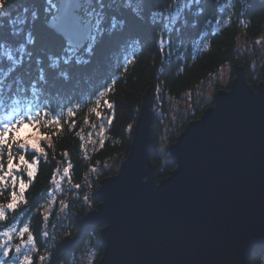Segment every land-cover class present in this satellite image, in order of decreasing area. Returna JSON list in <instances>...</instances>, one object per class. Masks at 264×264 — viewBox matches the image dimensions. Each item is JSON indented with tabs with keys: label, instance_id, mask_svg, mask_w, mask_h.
I'll return each mask as SVG.
<instances>
[{
	"label": "trees",
	"instance_id": "16d2710c",
	"mask_svg": "<svg viewBox=\"0 0 264 264\" xmlns=\"http://www.w3.org/2000/svg\"><path fill=\"white\" fill-rule=\"evenodd\" d=\"M92 6L84 4L81 13L91 19L93 35L76 49L46 25L56 0H0V124L40 109L37 127L46 137L40 141L44 154L13 147L17 160L22 154L36 159L38 169L24 194L27 203H19L0 220L7 230L17 229L14 245L20 243L19 229L28 226L33 244L21 259L30 255L32 264L98 261L99 229L89 232L68 256L59 242L78 231L75 215L99 202V181L117 172L146 90L153 99L150 159L158 181L174 168L168 145L189 120L200 118L213 104L216 90L229 87L233 64L244 65L253 89L264 80V0H164L151 6L146 0H92ZM225 65L229 82L222 85L212 76ZM106 88L110 90L99 96ZM105 101L114 108L109 110ZM159 141L164 144L161 151ZM6 161L5 155V167ZM54 176L59 189L52 183ZM10 185L0 191L5 207ZM58 192L60 198L49 207L50 194ZM27 238L25 233V242ZM249 264H264V250Z\"/></svg>",
	"mask_w": 264,
	"mask_h": 264
},
{
	"label": "water",
	"instance_id": "95a60500",
	"mask_svg": "<svg viewBox=\"0 0 264 264\" xmlns=\"http://www.w3.org/2000/svg\"><path fill=\"white\" fill-rule=\"evenodd\" d=\"M155 1L164 0H146ZM56 2L47 27L81 49L92 22L80 11L92 0ZM244 69L234 64L229 87L216 90L213 104L168 145L174 168L158 181L146 90L127 154L114 175L99 181L95 208L75 215L78 231L59 242L64 256L95 229L102 247L96 264H249L263 252L264 80L253 89Z\"/></svg>",
	"mask_w": 264,
	"mask_h": 264
},
{
	"label": "snow or ice",
	"instance_id": "6c2138e0",
	"mask_svg": "<svg viewBox=\"0 0 264 264\" xmlns=\"http://www.w3.org/2000/svg\"><path fill=\"white\" fill-rule=\"evenodd\" d=\"M133 62V59L129 61V64ZM110 89L106 88L103 92L99 94V96H104L106 92ZM100 101L97 100V103ZM107 108L112 110L114 105L110 101H105ZM69 114L71 115V110H69ZM40 115L41 110L37 109L33 112H30L26 116H20L18 118H14L12 121L0 124V191L7 189L9 186V182L11 184V192L9 202H7L6 207L4 205H0V220L6 218V212L15 211L18 207L19 203H27L25 198V192L30 187L32 180L34 179L37 169H38V160L33 159L29 161L26 158V155H19L18 160L13 155V147L16 146L19 150L26 152L30 149L32 152L37 154H44L45 148L41 146L40 141L45 139L46 137L39 134L38 125L40 123ZM45 115L47 113L45 112ZM96 116L100 117L101 113L96 111ZM108 123L111 124L112 118L109 117ZM59 123V121H55ZM33 128V133L31 138H26L21 136V132L28 128ZM7 148L8 151L5 153L3 149ZM7 156L6 161V170L5 165L3 163L4 156ZM69 167H65L63 172L65 174L64 177H61L63 180L67 177L69 172ZM24 169V175L18 176L17 173ZM95 170V169H94ZM24 176L28 178V182L26 183ZM52 183L56 185V188H60V184L57 183L55 176L53 177ZM75 187L79 188L80 185H76ZM51 191V190H50ZM19 192V195H18ZM88 199V196H85ZM52 202H55V197L53 196ZM51 206V205H50ZM62 208H67L66 204L61 205ZM47 216H45V220H47ZM25 233H28L27 241L25 242L23 237ZM17 234L16 228H10L7 231L0 232V264H32V258L30 255H24L23 259H21L22 253L27 251L29 245L33 244V235L30 233L27 225L19 229L18 235L21 238L19 244H13V237ZM71 233H69L70 235ZM44 236H47L48 233L45 231L43 233ZM42 259V258H41Z\"/></svg>",
	"mask_w": 264,
	"mask_h": 264
},
{
	"label": "rangeland",
	"instance_id": "374dc122",
	"mask_svg": "<svg viewBox=\"0 0 264 264\" xmlns=\"http://www.w3.org/2000/svg\"><path fill=\"white\" fill-rule=\"evenodd\" d=\"M174 14L176 15V12L173 13V17H174ZM92 37V36H91ZM90 37V38H91ZM90 40V39H89ZM212 78H216L222 85L226 84L228 79H229V67L228 65L226 66H223L221 67L218 72L212 76ZM153 110V109H152ZM28 115V114H26ZM33 128H28V129H25L24 131L21 132V136L23 137H26V138H31V135L33 133ZM160 142V141H159ZM164 147V144L163 143H159L157 148L161 151V149ZM6 170V167L5 169ZM58 183V182H57ZM11 186V185H10ZM60 191V190H59ZM59 192L57 194L53 193L52 195L50 194V197H49V202H48V206L50 207V204H52V198L53 196L55 197V200H58L60 198L61 195H58ZM47 209V207H46ZM45 209V210H46ZM4 231H7V223H0V232H4ZM61 240V239H60Z\"/></svg>",
	"mask_w": 264,
	"mask_h": 264
},
{
	"label": "bare ground",
	"instance_id": "6f19581e",
	"mask_svg": "<svg viewBox=\"0 0 264 264\" xmlns=\"http://www.w3.org/2000/svg\"><path fill=\"white\" fill-rule=\"evenodd\" d=\"M93 6L91 5V6H89V8H92ZM92 10V9H91ZM91 10H90V12H91ZM86 45V44H85ZM84 45V46H85ZM235 64H238V63H235ZM239 65H243V64H239ZM244 66V65H243ZM245 70V69H244ZM246 71V70H245ZM232 74L234 75L235 73H234V64H233V69H232ZM229 75H230V73H229ZM235 76V75H234ZM234 76H233V78H234ZM245 76H246V72H245ZM232 78V79H233ZM232 79H231V81H232ZM247 80V79H246ZM231 81H230V83H231ZM229 82V79H228V81H227V83ZM226 83V84H227ZM248 83V82H247ZM226 84H224V85H226ZM230 85V84H229ZM223 89H225V88H223ZM132 131V130H131Z\"/></svg>",
	"mask_w": 264,
	"mask_h": 264
}]
</instances>
